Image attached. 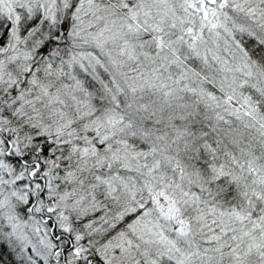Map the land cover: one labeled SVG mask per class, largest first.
Instances as JSON below:
<instances>
[{
  "label": "snow or ice",
  "instance_id": "1",
  "mask_svg": "<svg viewBox=\"0 0 264 264\" xmlns=\"http://www.w3.org/2000/svg\"><path fill=\"white\" fill-rule=\"evenodd\" d=\"M0 264H264V0H0Z\"/></svg>",
  "mask_w": 264,
  "mask_h": 264
}]
</instances>
